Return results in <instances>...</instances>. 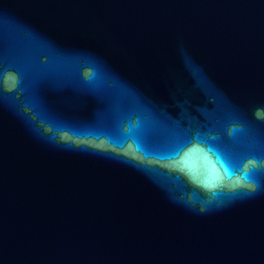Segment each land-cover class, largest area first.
Masks as SVG:
<instances>
[{
	"label": "water",
	"instance_id": "obj_1",
	"mask_svg": "<svg viewBox=\"0 0 264 264\" xmlns=\"http://www.w3.org/2000/svg\"><path fill=\"white\" fill-rule=\"evenodd\" d=\"M0 264H264V0H0Z\"/></svg>",
	"mask_w": 264,
	"mask_h": 264
},
{
	"label": "snow or ice",
	"instance_id": "obj_2",
	"mask_svg": "<svg viewBox=\"0 0 264 264\" xmlns=\"http://www.w3.org/2000/svg\"><path fill=\"white\" fill-rule=\"evenodd\" d=\"M186 147H188V145H186L184 148H186ZM182 151H183V149H182ZM181 152L176 156V158H180ZM181 164L183 167L187 168L189 171H191L195 174V165L192 163V154L191 153H189L187 156H185L181 160Z\"/></svg>",
	"mask_w": 264,
	"mask_h": 264
}]
</instances>
